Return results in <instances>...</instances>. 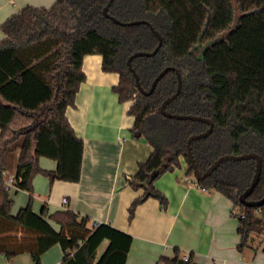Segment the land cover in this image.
<instances>
[{
    "label": "trees",
    "instance_id": "trees-1",
    "mask_svg": "<svg viewBox=\"0 0 264 264\" xmlns=\"http://www.w3.org/2000/svg\"><path fill=\"white\" fill-rule=\"evenodd\" d=\"M109 0H56L50 9L25 7L9 18L0 42V171L6 172L10 156L24 151L28 135L33 136L31 181L36 174L56 180L79 182L82 175L84 141L76 135L66 110L75 104L80 85L86 80L83 60L99 54L103 70L117 72L113 87L121 101L134 100L133 132H141L154 148L139 165L131 185L145 188L144 195L130 208V220L137 206L149 197L166 208L168 200L154 186L168 171L182 167L193 174L187 154V140L206 131L209 124L197 120L165 117L160 106L178 87V74L170 70L151 95L140 92L128 58L137 51H153L157 35L147 24L124 26L104 15ZM111 17L122 22L147 20L162 36L163 44L154 56L137 57L132 68L140 84L149 90L155 77L167 67L182 76V88L167 110L213 120L212 133L192 144L194 161L205 172L226 154L258 153L263 159L259 184L250 200L264 197V0H114ZM41 126L54 141L59 160L57 170L39 165ZM256 160H228L201 187L227 196L239 219L240 249L254 234H264V205L244 206L239 197L251 184ZM156 178L147 184L153 174ZM16 192L5 187L0 177V253L12 259L28 253L36 264L42 255L59 244L65 257L61 264H126L133 237L101 223L88 227L89 218L73 210H59L48 216L44 207L38 218L51 230L30 224L29 204L17 215L11 212ZM55 223L59 229L51 225ZM108 241L103 254L98 250ZM169 264H199L192 255L164 258Z\"/></svg>",
    "mask_w": 264,
    "mask_h": 264
},
{
    "label": "crops",
    "instance_id": "crops-1",
    "mask_svg": "<svg viewBox=\"0 0 264 264\" xmlns=\"http://www.w3.org/2000/svg\"><path fill=\"white\" fill-rule=\"evenodd\" d=\"M55 2L0 0V42L6 39L1 28L9 18L27 6L50 9ZM83 71L86 80L80 85L75 104L66 110L76 135L84 141L81 179L51 182L48 176L39 173L33 177L30 188L33 136L29 134L26 148L10 156L6 171L15 177L12 214L26 208L32 194L33 212L28 222L48 231L51 227L38 218L44 207L48 216L59 210H73L89 218V228L110 224L133 237L126 264H169L163 259L178 255H192L199 264H264V242L250 241L240 249V223L232 201L220 192L189 184L185 180L188 174L184 159L181 168L165 172L154 182L155 188L166 196L167 207L149 197L137 206L130 220L133 202L146 192L131 183L139 165L154 148L144 137L134 135L131 103L121 101L113 89L119 83V74L104 71L99 54L84 57ZM42 129L41 126L39 165L42 169L57 170L59 160L54 141L48 132L43 135ZM51 225L59 229L54 222ZM64 257L62 247L56 244L42 255V264H61ZM0 264L36 263L28 253L12 259L0 253Z\"/></svg>",
    "mask_w": 264,
    "mask_h": 264
},
{
    "label": "water",
    "instance_id": "water-1",
    "mask_svg": "<svg viewBox=\"0 0 264 264\" xmlns=\"http://www.w3.org/2000/svg\"><path fill=\"white\" fill-rule=\"evenodd\" d=\"M114 0H109V2L107 3V5L105 6L103 13L106 17L111 18L115 23L120 24V25H124V26H132V25H136V24H147L150 26L151 30L157 35L158 39H159V44L158 46L153 50V51H137L135 53H133L129 58H128V66L131 69V71L134 74L135 77V81L136 84L140 90V92L144 95H151L158 83L161 81V79L168 73V71L170 70H176L177 74H178V87L177 90L174 94H172L171 96H169L168 98H166L161 106H160V111L161 113L167 117V118H171V119H178V120H197V121H203L206 122L207 124H209V127L206 131L202 132V133H198V134H193L192 136L189 137V139L187 140V154H188V158L189 161L193 167V174L195 176V178L197 179V181H202L205 180L207 177L211 176L219 167L222 163H224L225 161L228 160H236V161H241V160H250V159H254L256 160V168H255V174L253 176V179L251 181V184L242 192V194L239 197L240 202L246 206V207H252V208H258L264 205V197L261 198L260 200H250V196L253 194L255 188L257 187V185L259 184L260 181V177H261V173H262V168H263V159L262 157L255 152H249V153H244V154H240V155H233V154H226L223 155L221 157H219L217 160H215V162L205 171V172H201L194 161V156H193V151H192V144L198 140H201L207 136H209L213 129H214V122L213 120L206 118V117H202V116H198V115H192V114H174L171 113L167 110V106L175 99L178 97V95L181 92V88H182V76L181 73L175 68V67H167L164 68L156 77L155 79L152 81L151 86L149 88V90H146L142 87V85L140 84V80L138 77V74L135 72V70L132 68V61L137 58V57H142V56H154L160 49V47L163 44V38L161 36V34L147 21V20H134V21H129V22H122L118 19H116L115 17H111L109 14V8L111 6V4L113 3ZM135 136L140 137L141 136V132L140 131H136L134 133ZM157 174H153L150 179L148 180L147 184H149L151 181H153L156 178Z\"/></svg>",
    "mask_w": 264,
    "mask_h": 264
},
{
    "label": "built area",
    "instance_id": "built-area-1",
    "mask_svg": "<svg viewBox=\"0 0 264 264\" xmlns=\"http://www.w3.org/2000/svg\"><path fill=\"white\" fill-rule=\"evenodd\" d=\"M0 177L3 178L4 180V184L6 189L8 190H12L15 186V177L13 175H10L7 172H1L0 171ZM185 180L189 183V184H194L197 188H201V186L198 184L197 179L195 178L194 174H188L185 177ZM203 190H207V188L202 187ZM64 203H67V200L64 199ZM189 256L186 255L184 256V259H188Z\"/></svg>",
    "mask_w": 264,
    "mask_h": 264
},
{
    "label": "rangeland",
    "instance_id": "rangeland-1",
    "mask_svg": "<svg viewBox=\"0 0 264 264\" xmlns=\"http://www.w3.org/2000/svg\"><path fill=\"white\" fill-rule=\"evenodd\" d=\"M126 101H129L131 103V105L134 102V100H131V99H128ZM42 127H43L42 134L43 135L47 134V132H48L47 128L45 126H42ZM32 223H37V221L32 222ZM250 241H253V243H256V242L259 243L261 241L264 242V234H257L256 233V234L253 235V237H252V239ZM106 247H107V243H104V244L101 245V247L98 250V258L103 254V252L105 251Z\"/></svg>",
    "mask_w": 264,
    "mask_h": 264
}]
</instances>
